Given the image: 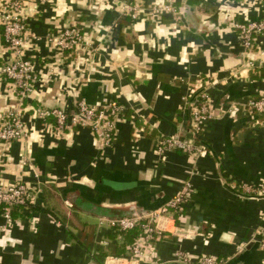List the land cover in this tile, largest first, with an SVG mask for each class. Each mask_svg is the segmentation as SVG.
Listing matches in <instances>:
<instances>
[{"label": "crops", "instance_id": "1", "mask_svg": "<svg viewBox=\"0 0 264 264\" xmlns=\"http://www.w3.org/2000/svg\"><path fill=\"white\" fill-rule=\"evenodd\" d=\"M8 0H0V10ZM38 80L23 101L27 138L0 141V184L28 182L32 204L0 215V264H165L177 251L219 264H264L252 235L264 228V119L247 101L264 98V37L242 44L235 24L264 19V0H24ZM125 4L138 7L137 17ZM74 25L83 44L60 50L49 34ZM9 58L0 23V67ZM207 92L213 118L196 137L188 131L192 96ZM124 108L114 117L111 145L101 147L86 126L63 134L37 107L71 108L77 101ZM15 103L0 71V112ZM182 136L204 149L157 151L159 138ZM191 141V142H190ZM190 186L183 213L160 219L161 235L142 258L130 244L113 246L117 228L79 208L82 201L136 206L150 214ZM118 230V229H117Z\"/></svg>", "mask_w": 264, "mask_h": 264}, {"label": "built area", "instance_id": "2", "mask_svg": "<svg viewBox=\"0 0 264 264\" xmlns=\"http://www.w3.org/2000/svg\"><path fill=\"white\" fill-rule=\"evenodd\" d=\"M174 0L156 5L152 8L154 13L170 11ZM24 0H8L0 10V23L3 26L6 48L9 58L0 67L2 75L7 80L9 91L15 97V103L0 112V141L13 142L27 138V128L23 119V101L32 96L38 74L35 71L34 61L28 56L27 43L30 42V34L27 32L24 17ZM123 11L129 12L132 17H137L138 7L125 4ZM235 28L241 38L242 44L252 48L255 37H264V19L252 20L235 24ZM48 41L60 50H76L83 44V37L77 26L70 25L57 33L49 34ZM189 104L190 121L188 131L196 137L201 135L207 122L213 118L212 102L207 92H199L187 102ZM249 114L264 113V98H251L247 101ZM124 108L117 101L112 100L103 107L88 105L84 101H77L71 108L61 107H37L35 115L41 119L49 117L55 120L53 130L56 134H63L65 130L73 126H86L101 147L111 145L114 137V117L122 114ZM191 142V141H190ZM157 151L162 153L169 150H183L193 153L204 149V144H196L185 141L182 136H167L158 139ZM247 193L264 196V185H246ZM190 186L185 184L181 191L170 198L164 205L153 210L150 214L141 216H125L121 218H100V224L107 227H115L118 230H128L135 226L141 228V234L136 242L130 246V260L137 261L149 251L161 235L160 219L164 215L170 217L181 216L184 205L190 198ZM32 186L26 181H18L12 184H0V215L7 222L12 220L14 206L20 205L22 209H28L32 203ZM257 244L264 249V228L252 235ZM175 258L183 264H219L220 260L213 255H200L195 258L188 253L177 251Z\"/></svg>", "mask_w": 264, "mask_h": 264}, {"label": "water", "instance_id": "3", "mask_svg": "<svg viewBox=\"0 0 264 264\" xmlns=\"http://www.w3.org/2000/svg\"><path fill=\"white\" fill-rule=\"evenodd\" d=\"M79 200V201H78ZM79 208L83 211L96 215L98 217L106 218H121L125 216H137L142 214L146 210L139 209L136 206L120 207L117 205H100L92 202L82 201L80 197H77ZM165 264H183L180 262H167Z\"/></svg>", "mask_w": 264, "mask_h": 264}, {"label": "trees", "instance_id": "4", "mask_svg": "<svg viewBox=\"0 0 264 264\" xmlns=\"http://www.w3.org/2000/svg\"><path fill=\"white\" fill-rule=\"evenodd\" d=\"M259 118L262 120L264 119V113L259 114L258 115ZM177 151H181V150H177ZM1 207V206H0ZM28 209L30 211H33L35 209H37V207L35 205H33L32 203L28 204ZM21 210H22V206L20 205H16L14 206L13 210H12V216L17 217L19 215H21ZM141 234V228L139 226H135L131 229L128 230H115L114 232H111L109 235L113 236V235H119L121 237V241L117 242V240L114 242L113 246L116 247L117 250H122L126 244H130L132 242L135 241L136 238H138V236Z\"/></svg>", "mask_w": 264, "mask_h": 264}]
</instances>
